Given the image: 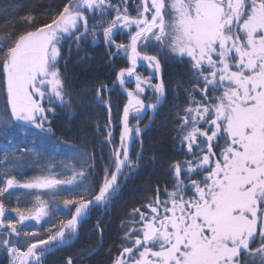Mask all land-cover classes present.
Listing matches in <instances>:
<instances>
[{
    "label": "snow or ice",
    "instance_id": "6c2138e0",
    "mask_svg": "<svg viewBox=\"0 0 264 264\" xmlns=\"http://www.w3.org/2000/svg\"><path fill=\"white\" fill-rule=\"evenodd\" d=\"M98 46L99 60L88 51ZM70 62L91 73L83 87L71 86ZM172 64L185 69L174 82L165 78ZM0 71V253L8 264H48L81 243L85 228L83 246L58 264H84L102 249L109 264H264V0H2ZM117 89L125 99L114 121ZM93 106L107 114L94 126L99 157L53 140L57 109L71 118ZM157 116L172 121L178 158L145 157ZM61 154L68 159L57 172ZM146 161L159 162L168 183L127 211L120 243L105 249V216ZM26 168L38 174L26 177ZM21 196L29 207L19 206Z\"/></svg>",
    "mask_w": 264,
    "mask_h": 264
},
{
    "label": "trees",
    "instance_id": "16d2710c",
    "mask_svg": "<svg viewBox=\"0 0 264 264\" xmlns=\"http://www.w3.org/2000/svg\"><path fill=\"white\" fill-rule=\"evenodd\" d=\"M2 2V0H0ZM20 3H33L37 5H43L47 6L49 3V0H19ZM56 2H59V0H56ZM25 13H20V15H24ZM39 15V14H38ZM40 19H43L42 16L39 17ZM17 29L19 31H25L28 30L27 25H17ZM118 39H120L118 37ZM87 47V46H86ZM88 51L91 52L93 55L97 56V60L100 58V54L102 52V47L98 46L95 48L88 47ZM80 55L83 54V52L79 53ZM77 54L73 53L72 60L74 61L76 59ZM93 65L97 63V61L91 62ZM123 64V61H117V65L120 66ZM70 71L75 73L77 78L72 82L71 86L75 88L83 87L82 78L85 76L90 77L91 73H83L81 72V65H74L70 62L69 64ZM143 75H148V72L145 71L143 68L139 69ZM184 66L179 64H172L168 66L165 69V78L166 80L171 77L172 82L175 81V78L178 77L183 71ZM102 72H106L107 68H102ZM113 98V120L116 121L119 119L117 115V109L121 106L120 102H122L125 97L120 94L119 89L114 91L112 94ZM183 94H181V97ZM169 100L171 101V93L169 94ZM6 102V85H5V79L3 72L0 71V110H2L5 107ZM151 102V93H148V96L146 97V103ZM181 104H183V99H181ZM167 105L165 106V109H161V115L166 110ZM106 111L103 108H96V107H88L86 113L81 112L78 110V114L74 117L69 118L66 116L62 111L57 109V115L52 118V127L55 131V136L53 137V140L59 139L62 141H67L70 144L78 147V148H84L88 149L89 151H92L94 149V145L99 141L100 137L95 134L94 132V126L96 123L103 124L106 122ZM148 116H145L144 123L148 122L147 120ZM143 121V120H142ZM131 123H135V120H132ZM143 123V124H144ZM173 127V123L171 120H169L166 124H163L161 122V116H157L156 122L152 124L150 130L144 134V155L145 157H148L149 155L153 153H157L158 155H163L165 158L168 157H179V153L173 151V144L175 143L172 140V132L171 128ZM119 132V128H117V134ZM97 157H99L101 149L99 147H96L95 149ZM103 152L105 155H107L108 147L104 146ZM67 154H61L56 155L54 157L55 162H57L58 167L56 168V171L59 172L61 170L59 166L60 161L67 162ZM99 164V161H98ZM38 174L37 171H35L33 168H26L24 171V176H32ZM70 173H66L68 175ZM168 176L163 171L162 167L160 166V163L158 162L156 165H152L150 162H145L144 166L140 169V171L134 176L133 179L129 180L127 185L124 187V191L122 193V196L117 200V202L114 204L111 213L109 216H105V221H109V226L106 232V238H105V249L109 246V244L116 243L119 244L120 241L118 239L119 235L121 234L119 232V222L121 219H126V213L127 211L135 206L140 205L141 203H144L145 197L153 195L151 191H149L150 188L154 187L157 183L160 185H164L168 183ZM21 195L19 191L15 192L11 199H6V204L8 207H15L17 206L16 196ZM31 198L28 196H21V202L20 207L25 208L29 207L30 204L28 201ZM96 212L93 211V218L95 217ZM26 223H32L35 222H26ZM91 226V222L89 223V226ZM44 227H48V225H44ZM25 231H32L33 229L31 227L25 228ZM91 233L88 231V228L82 229L81 231V243L75 244L73 247L66 248L62 251H59L55 253L54 255H50L48 257V264H58L60 260H62L64 257L68 255H72L75 252H77L82 246L83 242L87 239L88 236H90ZM92 239L94 240L95 237L92 236ZM104 249H102L99 253H97L96 256L92 257L90 261H85L84 264H109L107 261V258L104 256ZM0 264H8V260L5 257L3 253H0ZM77 264H80L79 261H77Z\"/></svg>",
    "mask_w": 264,
    "mask_h": 264
},
{
    "label": "rangeland",
    "instance_id": "374dc122",
    "mask_svg": "<svg viewBox=\"0 0 264 264\" xmlns=\"http://www.w3.org/2000/svg\"><path fill=\"white\" fill-rule=\"evenodd\" d=\"M150 115H152V113L151 112H149L148 113V115H146V116H150ZM145 118V116L143 117V121L141 122V127H143V123H144V119ZM147 120H148V118H147ZM146 123H148V122H146ZM145 124V123H144Z\"/></svg>",
    "mask_w": 264,
    "mask_h": 264
},
{
    "label": "flooded vegetation",
    "instance_id": "af4514ba",
    "mask_svg": "<svg viewBox=\"0 0 264 264\" xmlns=\"http://www.w3.org/2000/svg\"><path fill=\"white\" fill-rule=\"evenodd\" d=\"M130 86H134V85H130Z\"/></svg>",
    "mask_w": 264,
    "mask_h": 264
}]
</instances>
